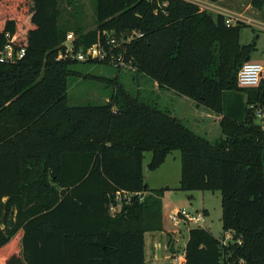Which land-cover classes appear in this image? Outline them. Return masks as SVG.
Here are the masks:
<instances>
[{
  "label": "trees",
  "instance_id": "obj_1",
  "mask_svg": "<svg viewBox=\"0 0 264 264\" xmlns=\"http://www.w3.org/2000/svg\"><path fill=\"white\" fill-rule=\"evenodd\" d=\"M95 1L97 26L76 30V49L111 32L121 41L114 56L132 70H115L108 102L70 105L76 67L109 58L58 59L70 31L61 0H0V48L9 33L27 50L0 62V264H145L146 233L165 230V190L145 181V152L154 170L174 150L179 190L220 191L222 227L233 233L224 243L191 228L184 264H264V128L255 122L264 79L238 82L259 36L241 43L250 24L228 26L189 0ZM251 5L262 10L264 0ZM133 31L142 35L124 42ZM166 93L216 119L201 133L206 117L185 123ZM118 191L132 195L119 201Z\"/></svg>",
  "mask_w": 264,
  "mask_h": 264
},
{
  "label": "rangeland",
  "instance_id": "obj_2",
  "mask_svg": "<svg viewBox=\"0 0 264 264\" xmlns=\"http://www.w3.org/2000/svg\"><path fill=\"white\" fill-rule=\"evenodd\" d=\"M200 6L201 9H206L214 13L215 2L209 0H189ZM240 9L245 10L246 6L249 5L251 0H241ZM61 8L63 9V15L61 23H64L69 28V34H73L77 37L76 30L82 29L83 32L93 30L97 26V14H96V1L95 0H61ZM258 17L264 20V8L256 11ZM251 14V13H250ZM254 16V14H252ZM255 17V16H254ZM251 27H244L241 33V43H250L255 35L257 34V50L253 54V61L264 64V26L258 24H251ZM256 31H255V30ZM80 69L82 75H74L70 79L69 83V100L70 105L84 104L87 102L105 103L108 102V96L110 93L111 86L109 80L115 76V70H132L131 65H120L118 61L110 62L108 65H91V66H77ZM85 75H88L85 77ZM142 86L156 90V86L149 84L148 81L142 79ZM154 88V89H153ZM169 93L164 95V101L168 102L172 108L173 113L194 123L196 118L206 117V121L200 123V132L205 131L206 127L212 122L214 115L209 116L203 110L198 111L193 103L184 101V99L176 98L174 101L172 96H167ZM172 99V100H171ZM170 108V109H171ZM200 119V118H199ZM209 120V121H208ZM205 121V122H204ZM255 122L261 124L264 128V113L258 112ZM189 126V124H187ZM202 129V130H201ZM152 152H145L143 174L145 181L151 188L164 189L166 196L164 197V208H165V221L168 226L174 225L169 219V216L176 211L177 208H186L190 212H195L197 209L205 207L209 211V215L206 217V221L203 226L210 230L216 237L223 235L222 227V199L220 191H191L185 192L179 190L181 181V165H182V154L179 150H174L168 153L164 163L157 169L151 170L149 163L151 161ZM192 195V197H188ZM115 210H118L116 208ZM179 226L185 232V243L188 239V229L199 227L197 223L175 225ZM228 234V233H227ZM226 235V233H225ZM225 239V238H224ZM223 239V242H224ZM231 238H229L230 240ZM167 240H165L166 243ZM181 242L183 240H180ZM180 244L175 251L181 252ZM169 246L167 249L161 248V252H171ZM167 261V260H166ZM165 264V263H163ZM173 264V263H166ZM178 264V263H174Z\"/></svg>",
  "mask_w": 264,
  "mask_h": 264
},
{
  "label": "built area",
  "instance_id": "obj_3",
  "mask_svg": "<svg viewBox=\"0 0 264 264\" xmlns=\"http://www.w3.org/2000/svg\"><path fill=\"white\" fill-rule=\"evenodd\" d=\"M232 21L229 18L227 25L231 26ZM107 35L105 42H97L83 49H76L75 40L76 37L73 34H68L66 40L61 45L58 59H74L80 62L91 61V60H106L109 58L110 62L118 61L120 65H126L123 57H115L113 49L117 48L121 41L112 35L111 32H104ZM142 34L133 31L127 35L126 38L122 39L124 42H130L135 36H141ZM6 43L0 48V62L1 63H16L26 55V48H18L14 44V38L7 33ZM264 79V64L255 61H249L245 63L239 71L238 82L241 86H255L258 85L261 80ZM132 194L127 192L118 191L116 197L119 201L122 198H130ZM115 207H113L114 209ZM207 215L203 211L190 212L186 208H177L174 213L169 216V219L174 225L197 223L202 226L206 221ZM225 238V239H224ZM224 243H228L229 238L225 236Z\"/></svg>",
  "mask_w": 264,
  "mask_h": 264
},
{
  "label": "crops",
  "instance_id": "obj_4",
  "mask_svg": "<svg viewBox=\"0 0 264 264\" xmlns=\"http://www.w3.org/2000/svg\"><path fill=\"white\" fill-rule=\"evenodd\" d=\"M241 0H219L214 4V14L221 13L224 14L226 17H229L232 21V23H235L237 20H242L248 24H258L261 26H264V20L260 17H258V11L257 9L253 8L251 5V2L248 6H246L245 10H242L239 8L241 5ZM251 13V14H250ZM254 14V16H252ZM252 26V25H251ZM242 33V31H241ZM254 54V53H253ZM253 61V55L252 59ZM166 196V193H164V197ZM163 197V200H164ZM188 197H192V195H189ZM165 207V206H164ZM118 208V210H115ZM121 208V204H119L117 207L112 209V212L119 211ZM201 209H197L196 211H200ZM202 210H208L205 207ZM164 214L165 208H164ZM209 215V211L207 216ZM202 227H205L202 225ZM191 229V228H190ZM188 229V231H190ZM224 231V230H223ZM226 233V235H225ZM228 233V234H227ZM228 236L232 237L233 233L231 231H224L223 235L221 237H218L220 239H223V237ZM189 239V236H188ZM188 239H186L185 243V232L183 229L179 226H168L165 221V230L163 231H150L147 232L145 235V252H146V259L145 264H163V263H178V264H184L185 262V248L186 244L188 242ZM165 240L166 243H165ZM180 240H183L182 242ZM181 245V252L175 251L177 247ZM169 246L171 249V252H168L167 254L164 253V256L161 252V248L167 249ZM167 260V261H166Z\"/></svg>",
  "mask_w": 264,
  "mask_h": 264
}]
</instances>
